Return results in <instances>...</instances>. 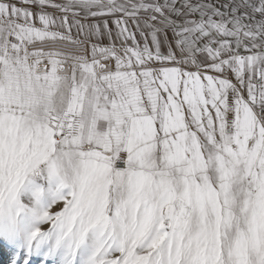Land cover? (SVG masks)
<instances>
[{
	"label": "snow or ice",
	"instance_id": "6c2138e0",
	"mask_svg": "<svg viewBox=\"0 0 264 264\" xmlns=\"http://www.w3.org/2000/svg\"><path fill=\"white\" fill-rule=\"evenodd\" d=\"M0 264H264V0H0Z\"/></svg>",
	"mask_w": 264,
	"mask_h": 264
},
{
	"label": "rangeland",
	"instance_id": "374dc122",
	"mask_svg": "<svg viewBox=\"0 0 264 264\" xmlns=\"http://www.w3.org/2000/svg\"><path fill=\"white\" fill-rule=\"evenodd\" d=\"M7 252H8L7 245L5 244V242L2 239H0V254L3 255L5 260L7 259L6 258Z\"/></svg>",
	"mask_w": 264,
	"mask_h": 264
},
{
	"label": "bare ground",
	"instance_id": "6f19581e",
	"mask_svg": "<svg viewBox=\"0 0 264 264\" xmlns=\"http://www.w3.org/2000/svg\"><path fill=\"white\" fill-rule=\"evenodd\" d=\"M8 256H9V251L7 252L6 258H8Z\"/></svg>",
	"mask_w": 264,
	"mask_h": 264
}]
</instances>
